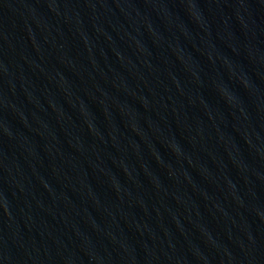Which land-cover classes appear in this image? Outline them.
<instances>
[{"label":"water","instance_id":"obj_1","mask_svg":"<svg viewBox=\"0 0 264 264\" xmlns=\"http://www.w3.org/2000/svg\"><path fill=\"white\" fill-rule=\"evenodd\" d=\"M0 264H264V0H0Z\"/></svg>","mask_w":264,"mask_h":264}]
</instances>
